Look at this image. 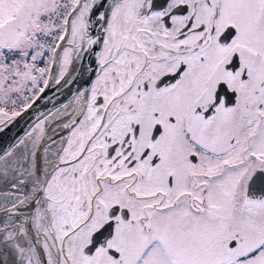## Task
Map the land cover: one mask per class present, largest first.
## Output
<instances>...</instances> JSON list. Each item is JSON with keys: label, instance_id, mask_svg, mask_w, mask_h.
<instances>
[{"label": "snow or ice", "instance_id": "obj_1", "mask_svg": "<svg viewBox=\"0 0 264 264\" xmlns=\"http://www.w3.org/2000/svg\"><path fill=\"white\" fill-rule=\"evenodd\" d=\"M30 110L0 264H264V0H0V133Z\"/></svg>", "mask_w": 264, "mask_h": 264}, {"label": "water", "instance_id": "obj_2", "mask_svg": "<svg viewBox=\"0 0 264 264\" xmlns=\"http://www.w3.org/2000/svg\"><path fill=\"white\" fill-rule=\"evenodd\" d=\"M68 87L71 86H66L57 91V86L53 84L51 90L46 91V96L48 99L41 101V105L47 104V107L51 108L52 103H56L58 106L60 102H67V100L70 99V93L67 91ZM31 114L32 113L30 110L29 113L23 118H18L17 122L8 128H5L4 131L0 133V142L7 144L11 142L17 135H21L28 126V123H30L29 117Z\"/></svg>", "mask_w": 264, "mask_h": 264}]
</instances>
